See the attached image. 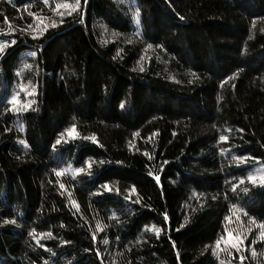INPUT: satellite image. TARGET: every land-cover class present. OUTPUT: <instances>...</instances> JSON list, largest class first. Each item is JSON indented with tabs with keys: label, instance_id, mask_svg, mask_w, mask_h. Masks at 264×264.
Segmentation results:
<instances>
[{
	"label": "trees",
	"instance_id": "1",
	"mask_svg": "<svg viewBox=\"0 0 264 264\" xmlns=\"http://www.w3.org/2000/svg\"><path fill=\"white\" fill-rule=\"evenodd\" d=\"M256 162L264 0H0V264H264Z\"/></svg>",
	"mask_w": 264,
	"mask_h": 264
},
{
	"label": "rangeland",
	"instance_id": "2",
	"mask_svg": "<svg viewBox=\"0 0 264 264\" xmlns=\"http://www.w3.org/2000/svg\"><path fill=\"white\" fill-rule=\"evenodd\" d=\"M14 96V103H16L19 100V97L16 94L13 95ZM19 102H17L18 104ZM58 158H56L57 160ZM60 172L64 173L67 170H71L70 168V164L69 163H65L64 166L60 167L58 169ZM248 178L259 182V183H264V163H260V162H256V164L251 168V170L248 173ZM239 239L240 237L236 234H232V233H228L224 236H222L217 242H216V246H217V250L218 252L224 251V250H228V252L232 253L233 249H237V247H239ZM219 264H235L232 263L230 261H227L225 259L220 258L219 259Z\"/></svg>",
	"mask_w": 264,
	"mask_h": 264
},
{
	"label": "snow or ice",
	"instance_id": "3",
	"mask_svg": "<svg viewBox=\"0 0 264 264\" xmlns=\"http://www.w3.org/2000/svg\"><path fill=\"white\" fill-rule=\"evenodd\" d=\"M29 55H30V56H35V55H36V53H35V52H30V53H29ZM25 67H28V66H27V65H25ZM69 134L71 135V133H69ZM221 139H223V138H221ZM21 143H23V141H21ZM56 143H57V144H59V143H60V141H59V140H57V141H56Z\"/></svg>",
	"mask_w": 264,
	"mask_h": 264
}]
</instances>
